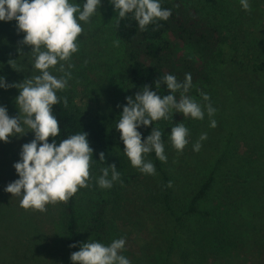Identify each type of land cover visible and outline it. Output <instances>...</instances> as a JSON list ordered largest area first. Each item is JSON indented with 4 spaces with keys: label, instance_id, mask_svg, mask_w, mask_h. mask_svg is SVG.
<instances>
[{
    "label": "rangeland",
    "instance_id": "rangeland-1",
    "mask_svg": "<svg viewBox=\"0 0 264 264\" xmlns=\"http://www.w3.org/2000/svg\"><path fill=\"white\" fill-rule=\"evenodd\" d=\"M83 2L86 0H70V3L81 5ZM257 4L264 5V0ZM117 19L118 14L110 0H101V6L90 22H79L83 33L77 38L78 51L69 61H61L48 69L50 74L60 78L64 76L59 70L60 64H64L65 71L71 73L66 88L74 91L81 104L97 100L95 104L107 102L125 106L124 100L129 96L125 45L114 32ZM253 26L259 27V31ZM261 26L263 23L256 20L251 27L241 26L238 33L243 45L251 49L257 47L256 51L264 56V28ZM117 40L118 46L114 43ZM30 73L11 75L17 78L16 83L40 75L37 69ZM15 89L19 95V90ZM4 90L14 91L0 89V94L6 93ZM208 92L215 114L210 117L205 105H201L204 118L193 119L185 126L188 144L183 151L178 152L172 145L171 130L163 139L167 156L163 167L170 176L171 210L177 216L184 215L196 186L215 170L216 180L199 205L201 210L212 212V216L190 214L183 216L184 221L193 220L199 226L205 225L201 229L208 226L215 229L223 224L222 218L227 215L232 233L237 237V246L229 253L214 248L209 252L202 243L193 242L181 232L174 239L175 221L161 199L159 171L155 168V174L149 175L137 168L133 182L128 186V203L136 210L131 212L129 208L128 214H110L109 238L105 244L108 246L114 240L124 238L126 243L119 254L130 264H165L171 242L174 243L172 257L175 261L180 260L181 245L199 249L188 257L187 264H264V75L247 73L231 62L220 64L212 68ZM4 99L0 97V100ZM17 115L18 112L12 117ZM211 120L216 121V127L210 126ZM204 133L207 138L201 141L200 136ZM33 139L34 133L29 131L20 137H9L8 143L0 141V264H63L61 202L46 205L45 212L25 210L20 207V197L4 191L10 182L19 178L13 164L20 159L22 145ZM198 141L201 148L194 151L193 146ZM256 167L261 169L262 179L256 178ZM142 201L147 207L144 215L138 214ZM216 212L222 216H217ZM78 215L82 228L86 229V215L82 210ZM89 239L85 237L82 243Z\"/></svg>",
    "mask_w": 264,
    "mask_h": 264
},
{
    "label": "trees",
    "instance_id": "trees-1",
    "mask_svg": "<svg viewBox=\"0 0 264 264\" xmlns=\"http://www.w3.org/2000/svg\"><path fill=\"white\" fill-rule=\"evenodd\" d=\"M257 1L259 0H248L251 10L247 11L243 9L240 0H159L163 9L171 10L170 17L167 20H154L143 30L132 13L122 19L118 17L119 27L116 26V20L114 32L125 45L126 87L129 96L134 98L138 91H143L145 85H150L151 90L163 97L170 94L163 83L165 75L172 74L179 82H184L185 74L190 73L192 84L187 93H183L181 89L174 95L177 101L183 94L200 105H206L210 101H204L201 93L208 94L211 100L208 85L212 82V68L231 62L247 73L264 75V56L260 51H256L257 47L251 49L243 45V39L238 33L241 26L251 27L256 20L263 23L261 27L264 28V5L259 6ZM253 27L259 31V27ZM24 34L17 31L15 20L0 21V77H4L8 84L18 82L11 74H31L30 72L35 69L31 49L19 43ZM18 49H22L23 52L20 53ZM9 60L14 61L9 64ZM5 74L10 76H4ZM157 80L161 81L159 87L155 83ZM8 89L14 91L4 90L6 93L0 94V97L3 96L5 99L0 100V105L5 106L12 117L18 112L15 103L18 95L15 87ZM56 95L60 102L52 106V114L59 121L60 133L53 138L55 142L59 144L70 135L87 132L89 145L93 149L87 187L79 188L67 202H61L65 245L63 264H72L71 253L80 250L79 246L85 237L106 244L109 238L111 213L128 214L129 208L131 212L136 210L134 205L128 203V186L132 184L137 168L131 165L125 155L121 134L115 128L123 106L118 107L107 102L95 104L97 100L94 97H92L94 102L81 104L77 101L74 91L69 88L57 90ZM126 103L124 100L125 105ZM191 120L193 118L190 116L185 117L182 113L172 110L167 119L153 121L152 125L147 127L140 126L137 131L141 133L143 141L150 135L151 129L156 128L162 132L163 140L172 127L178 123L186 126ZM48 142H52L51 137ZM101 152L105 155L104 161L99 158ZM143 157L152 161L160 173L161 199L175 221L174 239L177 233L181 232L188 239H193V242L202 243L201 246L206 247L209 252L214 248L229 253L232 248H236L237 237L232 233L227 215L222 218L223 224H219L215 229L211 226L201 229L205 225L199 226L193 220L184 221L183 216L190 214L212 216V212L201 210L199 205L216 180L215 170H211L205 180L196 186L185 214L177 216L171 210L170 176L163 167V162L156 157L154 150ZM112 164L116 165L120 179L113 181L111 188H102L98 184V179L103 174L102 169ZM255 175L256 178L262 179L259 167H256ZM108 179L111 180V170ZM145 209L147 207L142 201L138 214L144 215ZM81 210L86 215V229L82 228L79 221L78 213ZM216 215L222 216L217 212ZM73 244L77 246L70 247ZM173 245L171 242L165 264H187L188 257L199 251L181 245L182 251L178 252L180 260L175 261L172 257Z\"/></svg>",
    "mask_w": 264,
    "mask_h": 264
},
{
    "label": "clouds",
    "instance_id": "clouds-1",
    "mask_svg": "<svg viewBox=\"0 0 264 264\" xmlns=\"http://www.w3.org/2000/svg\"><path fill=\"white\" fill-rule=\"evenodd\" d=\"M120 19L132 13L139 27L154 20H167L170 9H163L159 0H110ZM243 9L250 11L248 0H240ZM101 6V0H86L81 4L70 3V0H0V21L17 22V31L25 33L19 43L31 47L34 68L40 75L30 76L22 82L8 84L0 77V88L15 87L19 95L15 98L18 115L10 117L5 106H0V141L10 142L9 137L23 136L29 131L34 133V139L22 145L19 161L13 164L19 178L10 182L4 191L12 196L20 197V207L45 212L46 205L57 202H67L79 188L87 187L90 177V161L93 149L87 139L88 133L82 132L70 135L59 144L54 137L60 133L59 121L52 114V106L59 103L57 90L67 87L71 73L66 72L64 64L60 71L64 76L57 78L48 69L61 61L67 62L79 49L77 38L83 33L79 22H90V18ZM119 27V19H117ZM117 46L119 41L114 42ZM18 51L23 52L22 49ZM14 60H9V64ZM72 65H69L71 67ZM157 87L161 81H155ZM170 94L161 97L157 92L145 85L143 91H138L135 97H126V105L120 113L116 129L124 144V153L133 167L142 173L154 175L155 167L143 159L144 154L154 150L156 157L167 162L164 154L162 132L151 129L150 135L142 141V135L137 129L140 126H150L153 121L167 119L170 111L175 110L185 117L202 120L204 111L201 105L187 95H181L177 101L174 93L183 90L187 93L192 84L191 74H185L184 82H179L172 74L163 77ZM204 101H210V96L201 93ZM67 106V98H64ZM118 107H120L118 105ZM208 115L215 114L216 109L211 103L205 105ZM211 127H216V121L211 120ZM26 128L28 130H26ZM188 129L183 123L171 128L170 139L178 152H182L188 144ZM49 137L52 142L49 143ZM207 134H201L200 140H205ZM201 143L193 146L199 151ZM101 161L105 160L103 152L99 154ZM111 170V180L108 179ZM98 184L102 188H111L112 182L120 179V173L115 164L102 169ZM171 186V182H169ZM125 239L114 240L105 246L100 242L81 243L79 251L71 253L72 264H130V261L120 255L125 246ZM73 244L70 247H76Z\"/></svg>",
    "mask_w": 264,
    "mask_h": 264
}]
</instances>
